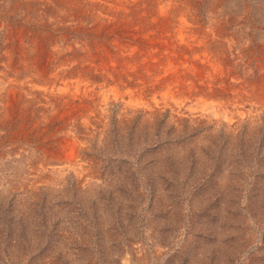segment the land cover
I'll return each mask as SVG.
<instances>
[{
    "label": "rangeland",
    "instance_id": "1",
    "mask_svg": "<svg viewBox=\"0 0 264 264\" xmlns=\"http://www.w3.org/2000/svg\"><path fill=\"white\" fill-rule=\"evenodd\" d=\"M155 1L0 0V264H264V0Z\"/></svg>",
    "mask_w": 264,
    "mask_h": 264
},
{
    "label": "bare ground",
    "instance_id": "2",
    "mask_svg": "<svg viewBox=\"0 0 264 264\" xmlns=\"http://www.w3.org/2000/svg\"><path fill=\"white\" fill-rule=\"evenodd\" d=\"M140 1V0H139ZM155 1V0H154ZM143 3V2H142ZM155 3H156V1H155ZM109 4V3H108ZM131 4V3H130ZM148 4V3H147ZM151 4V3H150ZM174 4V3H173ZM134 5V4H133ZM132 5V6H133ZM151 6V5H150ZM155 6V5H154ZM166 6V5H165ZM172 6V5H171ZM114 7H115V5H114ZM147 7V6H146ZM145 7V8H146ZM176 7V6H175ZM180 7V6H179ZM131 8V7H130ZM172 8V7H171ZM177 8V7H176ZM157 9V8H156ZM122 10V9H121ZM147 10V9H146ZM165 10V9H164ZM133 11V10H132ZM143 11V10H142ZM154 11V10H153ZM159 11V10H158ZM168 11V10H167ZM155 12V11H154ZM160 12V11H159ZM184 12V11H183ZM190 12V11H189ZM192 12V11H191ZM132 13V12H131ZM153 13V12H152ZM165 13V12H164ZM167 13V12H166ZM182 13V12H181ZM174 14V13H173ZM183 14V13H182ZM190 14V13H189ZM102 15V14H101ZM188 15V14H187ZM99 16V15H98ZM126 16V15H125ZM151 16V15H150ZM112 18H114V17H111V19ZM191 18V17H190ZM196 18V17H195ZM108 19H110V18H108ZM126 19H127V17H126ZM176 19V18H175ZM180 19V18H179ZM124 20V19H123ZM193 21V20H192ZM96 23V22H95ZM103 24H105V23H103ZM139 24V23H138ZM170 24V23H169ZM101 25V24H100ZM111 25V24H110ZM122 25V24H121ZM141 25V24H140ZM186 25V24H185ZM155 26V25H154ZM183 26V25H182ZM187 26V25H186ZM200 26V25H199ZM118 27V26H117ZM156 27V26H155ZM154 27V28H155ZM175 27V26H174ZM191 27V26H190ZM196 27V26H195ZM202 27V26H201ZM148 28V27H147ZM121 29V28H120ZM142 29V28H141ZM195 29H197V28H195ZM128 30H129V28H128ZM157 30V29H156ZM127 31V30H126ZM131 31V30H130ZM128 32V31H127ZM158 32V31H157ZM164 32V31H163ZM176 33V32H175ZM169 34V33H168ZM171 34V33H170ZM173 34V33H172ZM179 34V33H178ZM130 35V34H129ZM162 35V34H161ZM133 36V35H132ZM158 36V35H157ZM165 36V35H164ZM170 36V35H169ZM168 36V37H169ZM179 36H180V40L181 41H185V32H184V30H182L181 32H180V34H179ZM192 36V35H191ZM206 36V35H205ZM160 37V36H159ZM173 37H175V36H173ZM196 37V36H195ZM203 37V36H202ZM191 39V38H190ZM131 40V39H130ZM136 40V39H135ZM134 40V41H135ZM161 41V40H160ZM212 41V40H211ZM171 42V41H170ZM178 42V41H177ZM163 43V42H162ZM165 43V42H164ZM163 43V44H164ZM131 44V43H130ZM158 44V43H157ZM156 44V45H157ZM173 44V43H172ZM184 44V43H183ZM136 45V44H135ZM170 45V44H169ZM205 46V45H204ZM155 47V46H154ZM163 47V46H162ZM196 47V46H195ZM161 48V47H160ZM174 48V47H173ZM179 49V48H178ZM174 50V49H173ZM176 50V49H175ZM183 50V49H182ZM186 50V49H185ZM188 50V49H187ZM264 50V49H263ZM183 52V51H182ZM179 56V55H178ZM202 56V55H201ZM253 59V58H252ZM197 60V59H196ZM264 60V59H263ZM176 61V60H175ZM181 61V60H180ZM261 61V60H260ZM202 65V64H201ZM193 66H194V64H193ZM192 68V67H191ZM187 70V69H186ZM190 73V72H189ZM190 75V74H189ZM216 75V74H215ZM82 86V85H81ZM80 86V87H81ZM79 87V88H80ZM258 88V87H257ZM217 105V104H216ZM223 107V106H222ZM210 108H211V106H210ZM218 109H219V107H218ZM226 110V109H225ZM230 111V110H229ZM211 112V111H210ZM224 115V114H223ZM227 115V114H226ZM229 116V115H228ZM240 117V116H239Z\"/></svg>",
    "mask_w": 264,
    "mask_h": 264
}]
</instances>
